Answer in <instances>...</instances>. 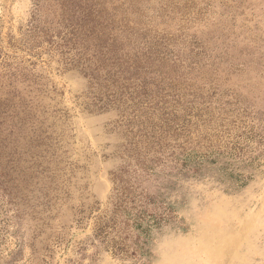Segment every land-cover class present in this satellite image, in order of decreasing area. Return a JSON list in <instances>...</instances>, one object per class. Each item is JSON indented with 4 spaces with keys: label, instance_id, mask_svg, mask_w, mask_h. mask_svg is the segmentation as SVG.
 <instances>
[{
    "label": "rangeland",
    "instance_id": "1",
    "mask_svg": "<svg viewBox=\"0 0 264 264\" xmlns=\"http://www.w3.org/2000/svg\"><path fill=\"white\" fill-rule=\"evenodd\" d=\"M130 4L115 48L153 72L145 122L100 110L80 67L106 43H80L74 0H0V264H264V0ZM160 127L171 145L188 137L184 154L144 156ZM136 162L172 218L120 259L94 229L112 174Z\"/></svg>",
    "mask_w": 264,
    "mask_h": 264
},
{
    "label": "trees",
    "instance_id": "2",
    "mask_svg": "<svg viewBox=\"0 0 264 264\" xmlns=\"http://www.w3.org/2000/svg\"><path fill=\"white\" fill-rule=\"evenodd\" d=\"M74 1L76 3L74 9L76 8L81 20L75 29L80 36V43L85 44L84 48L87 51L89 49L87 42H92L94 48L100 46L101 42L106 43L101 45L102 49H96L89 54L88 59L84 58L85 63L80 67L90 87L95 88L102 97L98 99V103L101 104L100 110L117 108L123 117L125 106L126 109L136 108L133 117H143L144 122L149 121L152 119L151 115L154 114L160 94L157 95L152 107V91L148 88L147 80L141 76L142 73L152 74L153 72L147 70L146 61L140 64L141 57L137 54H134L132 58L127 52H118L115 48V46H121L123 36H126L124 32H127L130 27V20H124V16L131 13L130 0H108V3H101L100 0ZM99 14L102 15L103 20L95 23ZM163 54L165 57L168 56ZM158 60L161 62L164 57L158 55ZM148 113L149 116H147ZM144 132L142 135L146 138H144V156L149 154V145L158 147V150L153 149V153L159 154L160 149L167 146L172 149L177 144L176 140H173V145L168 143L167 134L162 137L165 132L163 127L155 132L144 129ZM187 138L176 145L182 154L185 153L186 145L189 144ZM163 152V157H157V161L162 158L165 160L161 162L177 161L173 153ZM185 156L188 159L193 154L187 152ZM181 164L186 165L184 161ZM134 166L135 168L131 169L129 163L112 174L113 188L109 215L94 229L95 237L102 240L105 247L120 259L134 258L143 254L144 241L150 229L158 228L172 218L170 210L158 205L141 187V180L147 178L146 174L151 169L145 163L139 166L136 162Z\"/></svg>",
    "mask_w": 264,
    "mask_h": 264
}]
</instances>
